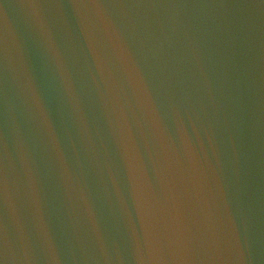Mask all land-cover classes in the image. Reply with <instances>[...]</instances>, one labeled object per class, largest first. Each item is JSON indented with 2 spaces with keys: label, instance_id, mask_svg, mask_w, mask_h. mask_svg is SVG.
<instances>
[{
  "label": "water",
  "instance_id": "1",
  "mask_svg": "<svg viewBox=\"0 0 264 264\" xmlns=\"http://www.w3.org/2000/svg\"><path fill=\"white\" fill-rule=\"evenodd\" d=\"M0 264H264V0H0Z\"/></svg>",
  "mask_w": 264,
  "mask_h": 264
}]
</instances>
